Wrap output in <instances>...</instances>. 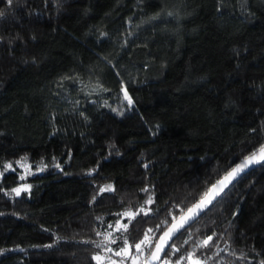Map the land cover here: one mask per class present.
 Instances as JSON below:
<instances>
[{"label": "trees", "instance_id": "obj_1", "mask_svg": "<svg viewBox=\"0 0 264 264\" xmlns=\"http://www.w3.org/2000/svg\"><path fill=\"white\" fill-rule=\"evenodd\" d=\"M261 144L264 0H0V264H98L141 207L125 235L154 247ZM170 244L158 264H261L264 162Z\"/></svg>", "mask_w": 264, "mask_h": 264}, {"label": "snow or ice", "instance_id": "obj_2", "mask_svg": "<svg viewBox=\"0 0 264 264\" xmlns=\"http://www.w3.org/2000/svg\"><path fill=\"white\" fill-rule=\"evenodd\" d=\"M125 98L129 100V103H131V99L128 97L127 92L125 91ZM25 157H22L21 160H25ZM264 162V144H261L258 148H256L254 151H252L249 155L245 156L243 160L235 164L234 167H231L230 170L225 171L224 175L217 179L215 183L210 184L209 187L206 188L205 191H203L201 194H199L198 198L193 197L195 200V203H192L191 206H186V212L181 209V212L183 213L180 218L179 222L176 221V217L173 216V223L167 227V230L160 235L159 239L155 242V247L153 248V235L154 230L153 229H147L142 238L138 241H133L132 243H129L128 235H125L128 231L129 224L135 219L136 216L143 214L147 216L151 209L148 211H145L143 207L140 208L137 212H131V211H125L124 213L118 214L121 218H128V223H122L121 219H117L116 221V227L114 231L121 232V236L118 237V239H121L123 241L124 247H121L118 251H115L114 255L117 257H122V259L119 262L113 261L112 264H123V259L127 258L132 261V264H137L139 257L143 254L144 249L148 248L150 249V255L149 257L143 262V264H153L154 261L160 260V253L165 250L166 247L170 248L172 250V254L179 252L180 249L176 248L174 244H170L169 241H171L175 235L180 232L181 230L186 229V227H190L192 223H194L197 218L203 214L206 210H209V206H212L214 201H217V198L221 196V193L224 192L226 188H228L229 184L232 183L233 180H235L242 172H244L245 169H248L250 165L253 164H260ZM17 163H20V161H17ZM22 167L25 165L21 164ZM59 166V165H57ZM12 168L11 163H8L5 165L4 170L8 171ZM42 170V169H39ZM0 175H3V173H0ZM23 179V177H21ZM30 185H22L19 188L12 189V192H14L17 196L21 195L22 191H28L30 189ZM101 192L105 191H115L114 187L112 185H106L104 188L100 190ZM142 191L147 192L148 189H142ZM95 199V197H93ZM153 198L150 195L148 199L145 201V204H152ZM176 207H179V205H176ZM169 215H172L171 212ZM101 219V218H98ZM162 225H168V221L164 220L161 222ZM109 228H112V225L108 226ZM161 225H157V229H159ZM152 234V235H150ZM97 235H102L101 233H97ZM104 235V240L100 243L96 244L97 248H102L107 243H116L115 239H112V232H107ZM215 233H213V236ZM213 236H208L207 239L200 241L197 244V247H207L209 246V241L213 239ZM189 239H191V235L189 236ZM188 241H185L187 243ZM132 249H135V253L132 252ZM106 252H111V248H105ZM2 251V250H0ZM195 254V249L193 252L188 253V258L191 259ZM167 255V253H165ZM93 259L98 262V264H101L104 257L100 254L94 255ZM110 259V258H109ZM185 257L181 256L179 259L176 260V264H181V261H183ZM162 264H171L170 261L162 262ZM193 264H202V262L199 259L193 260ZM261 264H264V261H261Z\"/></svg>", "mask_w": 264, "mask_h": 264}, {"label": "rangeland", "instance_id": "obj_3", "mask_svg": "<svg viewBox=\"0 0 264 264\" xmlns=\"http://www.w3.org/2000/svg\"><path fill=\"white\" fill-rule=\"evenodd\" d=\"M122 89L124 90V88H122ZM35 171H36V168H33L32 166L25 165L24 167H22L21 176L28 175L31 172H35ZM37 171H40V170L37 169ZM122 247H124V246H122ZM106 248H111L112 249L110 254H107L106 252H105L106 254L105 253H95V255L100 254L101 256L104 257V259L101 262V264H112L113 261L119 262L122 259V257H117V256L114 255L115 251H118L120 248L119 249H115V248H113V246L110 243H107ZM126 259L127 258L123 259V264H125V260ZM196 259H199L201 262H203V260L200 259L199 257L193 256L191 259H189L188 256H187V262L185 264H193V260H196ZM139 263H140V257H139V260H138L137 264H139ZM127 264H132V261L130 260L129 262H127Z\"/></svg>", "mask_w": 264, "mask_h": 264}, {"label": "water", "instance_id": "obj_4", "mask_svg": "<svg viewBox=\"0 0 264 264\" xmlns=\"http://www.w3.org/2000/svg\"><path fill=\"white\" fill-rule=\"evenodd\" d=\"M242 160H243V159H241L238 163H240ZM238 163H237V164H238ZM256 165H257V164L250 165L248 169H245V170H244V172H246L247 170H249L250 168H252V167H254V166H256ZM234 166H235V165H234ZM234 166H233V167H234ZM244 172H242V173H244ZM242 173H241V174H242ZM241 174H240V175H241ZM233 181H234V180H233ZM233 181H232V182H233ZM214 183H215V182H214ZM229 185H230V184H229ZM185 212H186V210H185ZM182 214H183V213H181L178 217H176V221H175V222H177V223L179 222V218H180V216H181ZM173 222H174V221H172L169 225H171ZM169 225H168V226H169ZM168 226H167V227H168ZM167 227L163 230V232L167 230ZM163 232H162V233H163ZM162 233H161L160 235H162ZM178 233H179V232H178ZM178 233H177V234H178ZM177 234H176V235H177ZM176 235H175V236H176ZM159 237H160V236H159ZM159 237H158V239H159ZM158 239H157V240H158ZM170 242H171V241H169V243H170ZM154 247H155V245H154ZM154 247H153V248H154ZM166 248H167V247H166ZM166 248H165V250H166ZM165 250L162 251V252L160 253V259H161V257L163 256ZM149 255H150V253H149ZM149 255L146 257V259L149 257ZM146 259H145V260H146ZM145 260H144V261H145ZM144 261H143V262H144ZM158 262H159V261H154L153 264H158ZM142 264H143V263H142Z\"/></svg>", "mask_w": 264, "mask_h": 264}]
</instances>
